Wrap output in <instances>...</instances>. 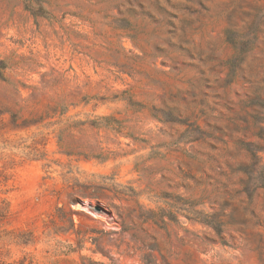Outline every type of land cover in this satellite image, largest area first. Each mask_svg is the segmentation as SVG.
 I'll list each match as a JSON object with an SVG mask.
<instances>
[{
  "label": "rangeland",
  "instance_id": "obj_1",
  "mask_svg": "<svg viewBox=\"0 0 264 264\" xmlns=\"http://www.w3.org/2000/svg\"><path fill=\"white\" fill-rule=\"evenodd\" d=\"M0 62V264H264V0H0Z\"/></svg>",
  "mask_w": 264,
  "mask_h": 264
},
{
  "label": "trees",
  "instance_id": "obj_2",
  "mask_svg": "<svg viewBox=\"0 0 264 264\" xmlns=\"http://www.w3.org/2000/svg\"><path fill=\"white\" fill-rule=\"evenodd\" d=\"M4 68L5 64L0 62V71ZM1 77L2 74H0V78ZM259 130L263 131L261 127ZM253 136L264 141V136L260 134H254ZM239 145L248 153L250 162L248 165L236 169V173H241L246 177V179L242 180L240 183L241 193L251 199L257 190L264 189V158L261 156V154H264V147L254 143L243 142L239 143ZM6 183L7 177L0 173V196L3 192L2 188L6 187ZM8 214L9 211L6 200L0 197V241H11L15 238L14 234L3 228V222L8 217ZM201 221L203 224L209 226L221 239L223 223L216 219L215 214L205 215V219Z\"/></svg>",
  "mask_w": 264,
  "mask_h": 264
}]
</instances>
